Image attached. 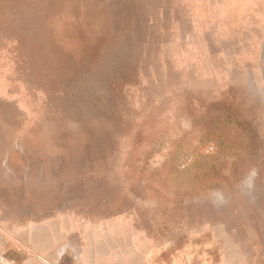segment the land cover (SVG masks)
<instances>
[{
  "label": "rangeland",
  "instance_id": "obj_1",
  "mask_svg": "<svg viewBox=\"0 0 264 264\" xmlns=\"http://www.w3.org/2000/svg\"><path fill=\"white\" fill-rule=\"evenodd\" d=\"M0 264H264V0H0Z\"/></svg>",
  "mask_w": 264,
  "mask_h": 264
}]
</instances>
